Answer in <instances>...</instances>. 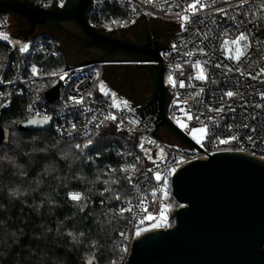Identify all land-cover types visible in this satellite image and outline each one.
<instances>
[{
  "label": "built area",
  "instance_id": "obj_1",
  "mask_svg": "<svg viewBox=\"0 0 264 264\" xmlns=\"http://www.w3.org/2000/svg\"><path fill=\"white\" fill-rule=\"evenodd\" d=\"M52 1L35 0L36 5L44 8L51 6ZM55 2L62 6L66 0H55ZM196 2L197 0H93L89 10V21L96 26L127 27L135 23L142 12L146 15L148 22L152 15L182 23L177 13L179 16L189 15L190 20L204 19L205 24L188 23L186 24L187 32L181 31L179 34L172 35L171 45L177 46L175 50L172 48L161 50L165 63L164 82L170 94L173 95L167 116L195 143L198 139L201 140L202 144H197L210 155L222 151H244L264 159V0H199L196 15L192 16L189 5ZM200 5L204 7L201 9ZM221 9L222 11H219ZM7 17L8 13H0V32H4L10 24ZM91 18L95 23L90 20ZM209 28L212 29L211 35L201 44L203 33ZM196 29L200 30L199 36L193 34ZM241 32L248 37V41L239 43L241 51H244V44L250 42L246 54L239 62L225 59V53L220 50V45L227 40L228 48L234 51L237 45L231 42L236 40ZM184 41H189L187 47L182 46ZM59 44L60 40L55 36L40 33L29 44V50L21 52L19 49L12 51V45L0 39V108L11 109L17 102L24 109L27 119L51 117L50 128L56 138L61 141L77 139L78 145L83 150L104 132L125 136L129 140L113 139V144L118 146L116 155L120 161L117 165L109 166L111 171L122 172L128 181L130 198L120 204L117 211L127 213L131 219V225L125 227L120 233L119 246L122 254L111 264H128L133 242L137 237L136 231L140 230L142 234L157 228H172L176 224L172 211L186 205L182 202L177 203L176 206L171 204L175 198L172 194V177L176 171L167 177L165 174L173 167L178 169L189 161L210 157V155L196 146H193L196 151L181 149L177 144L170 146L151 134L156 128L153 120L157 117L154 112L142 119L138 111L129 104L125 107L120 103L122 109L111 107L113 102L111 93L107 96L95 95L94 92L101 79L100 76H96L97 72L100 73L97 66L91 64L69 69L64 67L62 71L52 67L47 71L45 63L48 60L63 56ZM196 45L203 47L205 52L213 58V65L223 61L232 68V71L225 76L221 73L226 69L205 65L207 81L193 80L192 83L196 87L189 88L188 76L194 74L195 70L191 64L184 63L189 57L184 56L183 53L194 51L196 55L191 57L193 61L208 58L200 55ZM164 53H170V55H164ZM178 64L180 67H177ZM33 65L37 68L35 75L31 72ZM100 66L102 67V64ZM65 73L68 74L66 80H60L59 77ZM169 75L175 81V87L169 83ZM213 77L217 80L215 84L212 83ZM56 79L61 81L59 95L55 100L50 101L45 91ZM181 80L184 81L183 88L179 86ZM77 84L84 97V104L72 106L68 97L76 95L73 88ZM200 88L204 91L196 96L195 93ZM227 91H233L237 95L232 98L224 97L226 101L224 112H209L205 105L212 108L220 107L218 101ZM200 101H203V104ZM229 105L236 111H229ZM84 107H92L94 113L82 114ZM129 108L135 111H129ZM109 113L116 115L117 120H107L99 129L95 127L96 122L89 123L93 114L97 116V122H99ZM200 113H203L200 116L203 124L196 119ZM189 115L192 117L190 120ZM208 117L214 119L209 120ZM121 119L123 124L121 130H118L117 125L120 124ZM130 120L138 121V123H129ZM72 124L76 125L75 129L71 128ZM215 124L219 125L215 135L209 134L205 138L202 132L190 133L191 129H200L204 125H207L210 131ZM245 124L249 127L245 128ZM228 126L231 128L229 129ZM129 129L133 130L129 131ZM233 135L238 139L229 144H219L220 139ZM130 143H134L135 146ZM141 143L144 149L148 150L152 160H149L148 154L140 148ZM137 157H139L138 161ZM181 160L182 163H176ZM133 164L136 165V171L131 170L130 166ZM149 168L155 171L149 173L147 172ZM125 169L128 171H124ZM156 171L161 174L160 181L155 180ZM145 173H147V179H145ZM165 178L168 181L166 186Z\"/></svg>",
  "mask_w": 264,
  "mask_h": 264
},
{
  "label": "water",
  "instance_id": "obj_2",
  "mask_svg": "<svg viewBox=\"0 0 264 264\" xmlns=\"http://www.w3.org/2000/svg\"><path fill=\"white\" fill-rule=\"evenodd\" d=\"M36 4L0 0V13H8L10 20L0 39L11 44L12 51L29 45L40 33L55 36L66 69L102 64L95 95H103V84L105 92L115 93L117 109L127 101L142 119L155 113L151 134L170 146L187 151H196V146L205 152L167 116L173 95L164 82L161 50L172 48L171 37L181 32V22L152 15L148 22L142 12L130 26L103 27L89 21L93 0H66L62 6L53 0L48 8ZM60 87L56 79L45 91L47 99L55 100ZM3 113L0 108V146L10 142V129L1 122ZM51 123V117H34L19 127L47 129ZM172 194L186 204L172 211L176 224L138 235L128 264H264V159L244 151L194 159L174 173ZM90 261L100 264L95 256L85 263Z\"/></svg>",
  "mask_w": 264,
  "mask_h": 264
},
{
  "label": "trees",
  "instance_id": "obj_3",
  "mask_svg": "<svg viewBox=\"0 0 264 264\" xmlns=\"http://www.w3.org/2000/svg\"><path fill=\"white\" fill-rule=\"evenodd\" d=\"M52 67L62 71L64 57L45 63ZM26 120L17 102L1 119L10 142L0 146V264H86L90 256L111 264L131 219L117 211L130 198L128 181L109 166L120 161L113 139L129 140L104 132L83 150L52 128L20 129ZM71 191L83 198L71 199Z\"/></svg>",
  "mask_w": 264,
  "mask_h": 264
},
{
  "label": "snow or ice",
  "instance_id": "obj_4",
  "mask_svg": "<svg viewBox=\"0 0 264 264\" xmlns=\"http://www.w3.org/2000/svg\"><path fill=\"white\" fill-rule=\"evenodd\" d=\"M197 3H199V0H197L196 3H192L189 5V9L192 10V16H195L196 15V11H197ZM204 7V5H200V8L202 9ZM185 11H188V9H185ZM219 11H222L219 10ZM179 19L182 21L181 23V31L182 32H187L188 31V27H186V24L188 23H191L193 25L195 24H205V20L204 19H196V20H190V17L189 15H183V16H179V13H177ZM213 23H215V21H213ZM212 33V29L209 28L207 32L203 33V40L200 41L201 44H203L204 40H208L210 35ZM194 35H197L199 36L200 35V30L199 29H196L193 33ZM227 33L225 32V35ZM4 40H8V37L7 36H3L2 37ZM242 41H248V37L243 33L241 32V34L239 35V37L236 39V40H233L231 43L232 44H235L237 45L236 49L233 51V49L231 48H228V41L225 40L221 45H220V50L222 51V53H225V59L227 60H234V61H237L239 62L241 57L244 56L246 54V50L248 49L249 47V43H245L244 44V51H241L240 47H239V43L242 42ZM189 43V41H184L182 42V46L183 47H187V44ZM196 47L198 48L199 50V53L200 55L202 56H207L208 58L207 59H204V60H195L193 61L191 59L192 56L196 55V53L194 51H187V52H184L183 55L184 56H187L189 57L188 60L184 61V63L186 64H191L192 68L195 70L194 71V74H190L188 76V87L189 88H195L196 85H194L192 83L193 80H197V81H207L208 79V76L206 74V69H205V65H212L214 66L215 68L217 69H226V71H223L222 70V75H225L227 76V73L231 72L232 71V68H230L227 64H224L223 61H220L218 63H215L214 65L212 64V57L209 56V54L207 52H205L204 48L203 47H200L199 45H196ZM172 49L175 50L176 49V45L173 44L172 45ZM19 50L21 52H27L29 50V45L27 43L23 44ZM235 52V54H234ZM164 55H170V53H164ZM177 67H180V65L178 64ZM31 72L33 75H35L37 73V68L35 65H33L31 67ZM181 75H183V72H181ZM96 76L98 77L99 76V73L97 72L96 73ZM68 77V74L65 73L64 75L60 76V80H66V78ZM168 81L169 83L172 84L173 87H175V81L173 80L172 76L169 75L168 77ZM82 83V82H81ZM212 83H217V80L215 79V77H213L212 79ZM181 88H183L185 85H184V81L181 80L180 81V85H179ZM101 92L103 93V95L107 96L108 93L104 91V88H103V84H101ZM204 91L203 88H200L198 92L195 93L196 96L200 95L202 92ZM73 92L76 93V95H70L68 97V100L72 102V106H77V105H83L84 104V97L83 95L81 94V90L79 88V84H77L74 88H73ZM234 95H237V93H234L233 91H227L225 93H223V95L220 97V100L218 101V103H220V107L218 108H212L208 105H205V107L207 108V110L209 112H212V111H215L217 113H223L224 112V103H226V101L224 100V97H228V98H232ZM89 96H91V93H89ZM113 96V104L111 105V107L113 108H117L119 107L116 103H115V93L112 94ZM125 107H128V102L127 101H122L121 102ZM201 104H203V101H200ZM229 107V111L231 112H235L236 109L235 108H232L231 105L228 106ZM257 107H259V105H257ZM129 111H135L134 109H131L129 108ZM181 111H183V109H181ZM83 113H94V109L92 107H84L82 109V114ZM101 115H103V112H101ZM187 115V113H186ZM203 115V113H200L199 115L196 116V119L198 121H200L201 124H203L204 122L202 120H200V116ZM192 117L189 115L188 116V119L190 120ZM209 120H213L214 118L213 117H208ZM98 118L95 114H93L91 116V119L89 120V123L92 124L93 122H96L95 123V127L97 129H99L105 121L107 120H111V121H116L117 120V116L116 115H113L111 113H109L108 115H105L104 116V119L103 120H99V122H97ZM47 121H45L46 123ZM30 124H33L35 123V121H29ZM129 123H138V121H135V120H130ZM123 124V120L121 119L120 121V124L117 125V128L118 130H121V125ZM76 125L75 124H72L71 125V128L72 129H75ZM219 127L218 124H215L213 126V128L209 131L208 129V126L207 125H204V127L200 128V129H191L190 130V133H195V132H202L205 134V138L211 134V135H215L216 134V129ZM245 128L249 127L247 124L244 125ZM228 128L230 129L231 126H228ZM133 129H129V131H132ZM252 131H255V129H251ZM69 135H71V133H69ZM238 137L237 136H230L226 139H220L219 140V144H229L231 143L232 141L234 140H237ZM248 139H252V137H248ZM150 143L152 141H149ZM197 143H201V140H197ZM91 144V143H89ZM203 146V145H202ZM79 147V146H78ZM87 147V145L85 146ZM140 148L143 149L145 151L146 154H148V150L147 149H144V145L143 143L140 144ZM161 153H163V149H161ZM137 161L139 160V157L136 158ZM148 159L149 160H152V157L150 154H148ZM153 163H155V161H153ZM177 164L179 163H182V160L181 161H176ZM131 167V170L132 171H136V165L133 164L130 166ZM177 169L175 167H173L171 169L170 172L166 173L165 176H170L172 174V172H175ZM124 171H128V169H125ZM155 170L152 169V168H149L147 170V172L151 173V172H154ZM145 179H147V173H145ZM155 180L156 181H160L161 180V174L160 172L156 171L155 172ZM129 181L131 182V177H129ZM168 181L167 179L165 178L164 180V184L165 186L167 185ZM105 191H108V189H105ZM71 199L73 200H80L81 197L79 195H72L71 196ZM116 199H119V197L117 196ZM123 211V209H122ZM143 222V221H141ZM137 236L140 235V230H137L136 233H135ZM123 235V234H122ZM89 264H95V262L93 261H90Z\"/></svg>",
  "mask_w": 264,
  "mask_h": 264
},
{
  "label": "rangeland",
  "instance_id": "obj_5",
  "mask_svg": "<svg viewBox=\"0 0 264 264\" xmlns=\"http://www.w3.org/2000/svg\"><path fill=\"white\" fill-rule=\"evenodd\" d=\"M93 65H95V66H97V67L99 68V70H100V74H101V76H102L103 68L100 66V64H93ZM16 132H17V131L15 130V131H14V134H15ZM1 151H2V150H1ZM69 195H70V197H71L72 195H79V196L81 197V199H82L84 194H83V192H79V191H71V192L69 193ZM81 199H80V200H81ZM171 204L174 205V206L177 205V203L174 202V201H172Z\"/></svg>",
  "mask_w": 264,
  "mask_h": 264
},
{
  "label": "clouds",
  "instance_id": "obj_6",
  "mask_svg": "<svg viewBox=\"0 0 264 264\" xmlns=\"http://www.w3.org/2000/svg\"><path fill=\"white\" fill-rule=\"evenodd\" d=\"M11 195L13 196V197H15V198H18V196H16V194L13 192V193H11Z\"/></svg>",
  "mask_w": 264,
  "mask_h": 264
},
{
  "label": "flooded vegetation",
  "instance_id": "obj_7",
  "mask_svg": "<svg viewBox=\"0 0 264 264\" xmlns=\"http://www.w3.org/2000/svg\"><path fill=\"white\" fill-rule=\"evenodd\" d=\"M111 85V84H110ZM141 85H143V83L141 82ZM113 86V85H112ZM113 88V87H112ZM144 89L143 90H145V87H143Z\"/></svg>",
  "mask_w": 264,
  "mask_h": 264
}]
</instances>
